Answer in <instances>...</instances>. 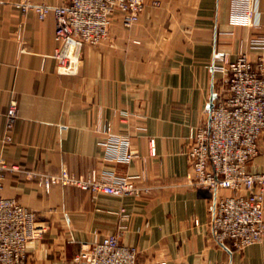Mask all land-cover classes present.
I'll use <instances>...</instances> for the list:
<instances>
[{
	"label": "crops",
	"instance_id": "0c3cea01",
	"mask_svg": "<svg viewBox=\"0 0 264 264\" xmlns=\"http://www.w3.org/2000/svg\"><path fill=\"white\" fill-rule=\"evenodd\" d=\"M20 1L0 0V161L40 173L66 168L75 176L143 173L152 187L140 199L69 186L44 193L35 179L4 172L1 195L33 210L45 228L30 243L27 264H76L82 246L119 231L122 243L138 248L137 264H264V241L242 250L212 242L207 198L189 183L186 155L226 79L217 68L241 53L251 62L264 58V47L253 44L264 38V0H145L130 28L115 18L107 40L83 48L74 75L56 73L54 17L39 20ZM11 99L18 118L5 142ZM107 122L114 133H130L134 161L107 157ZM246 170L264 172V132Z\"/></svg>",
	"mask_w": 264,
	"mask_h": 264
},
{
	"label": "built area",
	"instance_id": "2783aa9c",
	"mask_svg": "<svg viewBox=\"0 0 264 264\" xmlns=\"http://www.w3.org/2000/svg\"><path fill=\"white\" fill-rule=\"evenodd\" d=\"M17 6L23 11L31 10L39 20L50 14L54 17V40L58 47L52 57L56 73L74 75L78 72L83 48L107 40L115 18L130 28L139 20L145 0H60L59 4L21 0ZM249 19L250 14L244 21ZM253 44L264 47V38ZM263 60L260 56L251 62L241 53L234 61L217 68L226 72V79L209 105L207 123L190 135L186 151L192 170L189 183L207 198L209 237L215 245L227 247L230 243L235 250L264 241V172L246 170L248 162L258 153V140L264 132ZM122 115L127 118L129 113ZM17 118V101L11 99L5 113V142H10ZM101 131L105 135L101 144L108 158L127 163L136 159L129 132L114 133L109 122ZM149 154L155 156L153 139L149 140ZM4 172L23 173L26 178L35 179L44 193H49L54 186L136 199L152 192L143 173L118 175L91 171L86 176H75L66 168L40 173L0 161V264H27L30 243L45 231L33 210L1 195ZM221 191L230 193L221 194ZM119 213L125 220L127 214L123 208ZM138 255V248L121 242L119 231L82 246L73 261L76 264H137Z\"/></svg>",
	"mask_w": 264,
	"mask_h": 264
}]
</instances>
